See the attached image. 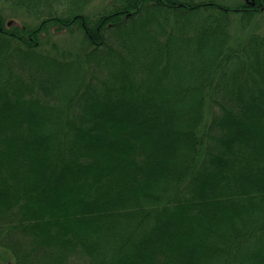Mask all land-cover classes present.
<instances>
[{
  "label": "trees",
  "instance_id": "trees-1",
  "mask_svg": "<svg viewBox=\"0 0 264 264\" xmlns=\"http://www.w3.org/2000/svg\"><path fill=\"white\" fill-rule=\"evenodd\" d=\"M96 1L0 0V255L264 264V0Z\"/></svg>",
  "mask_w": 264,
  "mask_h": 264
},
{
  "label": "rangeland",
  "instance_id": "rangeland-1",
  "mask_svg": "<svg viewBox=\"0 0 264 264\" xmlns=\"http://www.w3.org/2000/svg\"><path fill=\"white\" fill-rule=\"evenodd\" d=\"M196 1H201V0H196ZM225 4L228 5H237L241 3V0H223ZM97 3L94 5L93 12L100 10L102 7H105L108 4L107 0H98L96 1ZM2 4L0 3V11L1 9L3 10ZM9 14H12V17H15L16 20H18V22H21L23 24H33L34 21H32L30 18L27 17L26 14H24L23 11H16V12H8ZM7 14V13H6ZM239 29V20L235 22L234 26L232 27V34H236V31ZM254 29V30H253ZM250 32H254V33H259L264 35V13L259 14L258 16L256 15L255 20L252 23L251 26V30ZM48 43L52 44L55 43L58 46H60V48H72L73 44L72 41H70L69 35L64 34L61 35L60 37L58 36H49L48 40H45ZM47 44L46 47L48 48V50H51V45ZM2 252V250H0V253ZM0 259L2 261L3 264H13V262L10 260L9 256L5 255V258H3L0 255Z\"/></svg>",
  "mask_w": 264,
  "mask_h": 264
}]
</instances>
